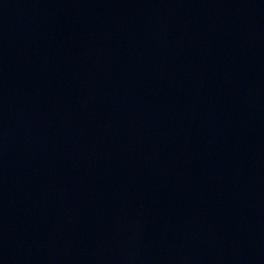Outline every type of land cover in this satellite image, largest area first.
I'll use <instances>...</instances> for the list:
<instances>
[{
	"label": "water",
	"instance_id": "95a60500",
	"mask_svg": "<svg viewBox=\"0 0 264 264\" xmlns=\"http://www.w3.org/2000/svg\"><path fill=\"white\" fill-rule=\"evenodd\" d=\"M0 264H264V196L0 125Z\"/></svg>",
	"mask_w": 264,
	"mask_h": 264
}]
</instances>
